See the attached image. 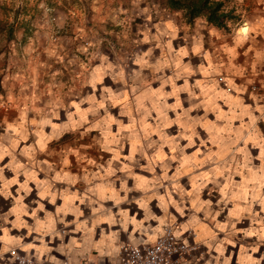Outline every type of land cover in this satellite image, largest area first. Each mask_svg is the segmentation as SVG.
<instances>
[{
    "label": "crops",
    "instance_id": "obj_1",
    "mask_svg": "<svg viewBox=\"0 0 264 264\" xmlns=\"http://www.w3.org/2000/svg\"><path fill=\"white\" fill-rule=\"evenodd\" d=\"M39 1L0 0V169H3L0 237L5 236L3 229H7V236L20 239L23 245H34L28 252L13 247L15 256L13 251L5 252L0 264H17V256L43 264H51L50 257L69 260L71 264H119V252L107 255L112 248L120 249L123 244H153L148 238L154 234V229L161 227L160 220L165 221L163 233L169 224L177 230L189 223L194 215L190 199L195 197L184 198L183 216L171 205L166 215L155 199L148 203V211L141 208L136 201L144 197L142 191H120L122 181L127 182L129 189H135L137 184L121 171L125 165L134 176L145 180L154 178L153 173L145 169L149 165L147 158L156 153V148H148V144L160 141L157 127L161 113L169 122L163 129L166 135L178 142L185 157H195L203 165L192 172L191 161L186 163L188 172L180 180L185 191L192 190L190 176L216 168L217 183L228 185V195L233 197V202L227 206L218 203L219 189L211 182L203 188L200 199L211 202L208 211L212 213L223 209L218 222H226L230 210L246 208L245 201L252 204L251 214L242 212L241 222L233 221L238 229L252 226V214H258V219L264 218V209L255 200L256 196L264 197V118L257 119L261 113L254 110L258 105L264 106V91L253 90L255 85L264 84V0H245L244 5H238L237 0H217L223 2L224 11L235 16L227 33L210 26L203 18L188 23L183 12L164 9V13L158 15L146 0H100L98 6L87 4L95 26L90 29L89 21L82 18V10L56 6L54 22L42 25V21L51 16L45 13L41 24L37 22L35 9ZM118 6H123L136 20L134 36L137 40L133 41L130 34L122 28L120 32L112 24L120 19L114 8ZM77 16H80L78 23L70 24L77 21L74 19ZM30 21L37 22L38 28H31ZM245 23L253 28L250 33L239 32ZM102 35L106 39H100ZM43 36L48 39L42 41ZM49 36L57 37V42ZM108 39L114 46L109 45ZM86 41L91 48L84 45ZM136 43L141 46L140 52H133ZM141 58L147 63H136ZM97 69L106 71L93 89L89 81ZM229 81L236 85L235 89L230 90ZM104 87L111 89L110 99L108 93L103 92ZM93 95L104 107L97 115L84 113L89 121L85 127L106 117L111 119L90 132L78 129L69 133L62 129L68 122V114L80 111L69 107L72 101L79 103ZM96 106L85 103L81 110ZM248 106H252L253 111ZM146 113L147 119L140 124ZM149 131L150 139L134 138L135 133L143 137ZM141 146L144 154L140 152ZM73 148L80 149L81 157L70 151ZM163 152L165 159L172 155L177 157L176 161H164L171 169L168 175L172 176L179 166L180 153L168 146ZM129 156L133 159L128 160ZM39 161H46L52 170L45 164L36 166ZM16 164L26 167L16 169ZM109 167L115 170V175L108 176ZM85 170L98 173L99 179L93 178L90 185L85 183L82 179ZM61 171L79 179L75 186L54 183L51 191L58 194L54 205L49 203L50 197L41 199L42 188L26 175L34 172L36 180L51 184ZM162 174L157 165L155 176ZM25 184L30 192L21 187ZM108 184L119 193V204L107 198L111 192L104 193L103 199L99 194L88 193L89 199L84 203L76 199L68 205L66 214L57 215L56 209L64 207L72 193L78 190L79 195H84L88 187H107ZM165 184L167 186V182ZM65 189L69 196L60 198L59 193ZM158 194L164 195L165 189L160 188ZM173 199L180 201L176 194ZM41 204L44 210L37 211ZM72 209H78L81 214L77 215ZM46 213L55 221L54 232L49 235L29 232L30 228H36V220L47 221ZM149 214L156 219L148 218ZM195 215L202 224H209L203 212ZM169 217L175 218L174 224ZM18 220L27 227L16 226ZM138 223L142 224L140 229L136 228ZM78 225H85V229H79ZM194 229L195 226L189 230L196 233ZM185 232L180 239H185ZM223 235L220 233L221 237ZM161 236L158 235L156 241ZM230 238L240 240L239 235ZM72 239L84 247L61 255L56 249L69 245ZM41 240L53 251L38 260L36 249L42 247ZM195 242L198 243L196 238ZM240 242L253 244L255 238ZM198 244L206 253L205 261L209 250L203 243ZM4 246L0 241V249ZM227 247L233 248L232 245ZM89 251L92 259H88ZM101 252L105 255L101 256ZM260 252L264 253V246ZM210 255L217 253L213 251ZM259 256L260 253H256L254 258Z\"/></svg>",
    "mask_w": 264,
    "mask_h": 264
},
{
    "label": "clouds",
    "instance_id": "obj_2",
    "mask_svg": "<svg viewBox=\"0 0 264 264\" xmlns=\"http://www.w3.org/2000/svg\"><path fill=\"white\" fill-rule=\"evenodd\" d=\"M238 5H244L245 0H237ZM40 8H46V5L44 3H41L39 5ZM46 11H52L51 8H46ZM147 11V9H145ZM230 23V22H229ZM253 30L252 27H250L249 23H245L243 27L239 29L240 33H250ZM49 39H51V36H49ZM147 39V37H145ZM87 51V49H85ZM105 60L107 57L104 58ZM136 63L138 64H146L147 61L143 60L142 58L137 60ZM111 68V65H108V69ZM103 71L97 69L93 75V79L89 81V84L93 89L96 88V85L98 81L103 76ZM123 76V73L121 72V77ZM229 84L232 86L230 90H233L236 88V85H232V82L229 81ZM242 91V89H240ZM103 92L108 93V98L110 99V96L112 95L111 89L109 87H104ZM253 99H256V97H253ZM89 103V104H95L97 105L94 108H89L87 110H81V105ZM243 106V104H242ZM70 108H76L80 109L78 112H71L68 114V122L62 126V129L70 132L76 131L78 129H83L84 132H90L93 128L100 125V123H105L106 120H110L111 117H106L104 121L97 122L96 124H93L91 127H85L86 124L89 123L88 120L84 118V113L88 112L92 115H97L100 108L104 107V103L100 102L97 103L95 96H90L87 100H81L79 103L72 101V103L69 105ZM164 107L168 108L170 106L164 105ZM173 107V106H171ZM198 107V105L196 106ZM251 111H253L252 106H248ZM255 111H259L261 113L259 118H264V106H257ZM147 113L144 116L143 119L139 121L140 124H143L144 119H147ZM161 115V123L157 127V132L160 136V141H153L148 144V148H156V153L150 158H147L149 160V165L145 169L146 171L153 173V179L152 180H145L140 176H134L132 170L125 165L124 168L121 169V171H124L130 178H133L137 181L136 188L135 189H129L127 187V182L122 181L121 183V189L120 191L129 192L133 190H139L142 191L145 195L142 199L136 201L141 208H143L145 211H148V203L155 199L159 201L158 207L167 215L168 214V208L169 205L174 207L177 212L180 213L181 216L184 215V208L182 205L184 204V198L185 197H195L194 199H190V203L192 205L191 210L193 211L194 215L192 216L191 220L187 224H183L180 226L179 229L175 230L173 232V235L176 238H179L181 235H183V232L188 231L189 229H193L195 226L196 231V239L198 243H203L207 249L209 250V258L204 261V264H213V261L215 264H261L262 261H264V253L260 252V249L262 246H264V218H257L258 214H252V226H250L247 229H238L236 226V223H233L235 220L237 223L241 222V214L242 212H249L251 214V208L252 204H247V207L241 210L240 208H234L230 210L229 212V218L226 222L220 223L217 220V217L220 216L223 209L216 213H212L208 211L212 204L210 201H202L200 199V194L206 185L211 182L212 184L216 185V188L219 189V195L221 197L220 201L218 203H222L225 206H227L228 203L233 202V197L228 195V185L224 184L223 186L219 185L217 183L218 179V170L216 168H212L208 172H200L198 175H192L190 176V183L192 185L191 191H185V188L181 185L180 180L185 175L186 172H188V167H186V163L188 161H191V169L192 172L197 171L199 168H201L203 165L200 164L195 157H185L183 155L184 149L179 147V144L177 141H172L168 135L164 132V127L167 123H169L164 117L163 113ZM74 117H79V119H74ZM83 133H81L82 135ZM150 131L148 135L146 136H139L138 133H135L134 138L138 141L141 139H150ZM172 147L177 150V152L180 153V159H179V166L177 167L175 173L172 176L168 175V172L171 170L169 164L164 163L166 159L176 161V156H167L165 159V154L163 152L164 147ZM81 148L84 147V145L80 146ZM70 151L75 154L78 157L80 156V149L79 148H73L70 149ZM141 154H144L143 146L140 147ZM135 153V152H134ZM160 157L158 160L157 157ZM128 160H132L133 157L129 156L127 157ZM67 163V161H65ZM40 164L47 165L46 161H39L37 162L36 166H40ZM111 165V161L109 162ZM159 165L162 169V175L159 177L155 176V167ZM49 170H52V167L47 165ZM25 165L16 164L15 168H24ZM3 169H0V180L3 179L2 175ZM26 175L28 176L29 180H35L36 184L42 188V191L39 193L41 199L43 200L45 197H50L49 203L55 204L57 200V193L51 191V188L54 187L55 182L60 183H69L72 186H75L78 182V177L75 175H72L69 172L61 171L57 172L56 175L53 177V183H49L48 181H40L36 180V173L34 172H27ZM115 175V170H113L111 167H109L108 176ZM91 177V179H90ZM99 179L98 173H88L87 170H85V175L82 177V179L87 184H91L92 179ZM15 181H12L11 183H14ZM167 182V186L165 184ZM198 182V183H197ZM8 182H6L7 185ZM26 191H31V189L27 188V184L22 185ZM164 188L165 194L159 195V189ZM111 192V195L107 198L114 199L117 204L121 202L119 198V193L116 191V189L113 187L112 184H108L107 187H101L100 185L96 187H88L86 189V192L84 195H79L78 190L75 193H72L70 196V200L65 204L64 207H58L56 209L57 215L60 213H67L69 210L68 205L72 202H74L76 199H79L81 203H84L85 200L89 199L88 193H91L93 195L99 194L100 197L103 199L105 198L104 193ZM150 193V195H149ZM173 194H176L180 197L179 203L173 199ZM60 198H64L66 196H69L68 190L65 189L64 191L59 193ZM126 199V197H125ZM241 200H243V197L241 196ZM255 200H258L261 208L264 209V197L256 196ZM19 203V201H18ZM44 205L41 204L40 207L37 209V211H43ZM77 215H80L78 209H72ZM15 211V210H14ZM204 213L205 220L209 221V224H202L201 221L197 218L195 213ZM27 214V213H25ZM122 215L127 216V213H122ZM47 221L41 222L40 220H36V228L35 229H29V232L32 231H41L44 235H49L52 232H54V228L52 225L55 223L53 217L51 214L46 213ZM36 217V213L33 212V218ZM150 219H156L155 216L149 214ZM171 219L172 224L175 223L174 217H169ZM63 222V221H61ZM131 223V221H129ZM161 227H158L154 229V234L149 236V241L155 243L158 235H163V226L165 224L164 220L159 221ZM18 227H27V225L23 221H17ZM142 227V224L138 223L136 224V228L140 229ZM168 227H171V224L168 225ZM79 229H85V225H78ZM5 236L0 237V241L4 242L3 249H0V259L3 258V254L5 252L13 251V247H21L25 252H28L31 250L34 245L28 244L23 245L22 241L20 239L7 236V229H3ZM220 233H223L224 235L221 237ZM57 235H59L57 233ZM115 235V234H114ZM240 236V240H251L252 238H255V242L253 244H244L241 243L240 240L231 239L230 237ZM185 245H187V241L185 240ZM11 245L12 247H10ZM41 248H37V259L39 260L43 255L46 253H50L53 251L52 248H49L47 245L44 244L43 240H41ZM228 245H232V250H229ZM65 247H67V253L65 252ZM84 245L80 242H78L75 239L71 240V243L67 246L61 245L58 250L61 255L71 254L72 252L79 250L83 248ZM98 247L97 245H94V248ZM111 247V245H109ZM120 249L118 248H112L111 252H108L107 255L111 256L112 252H119ZM217 253L215 256H211V252ZM256 253H260L259 258H254ZM79 254V253H77ZM101 256L105 255L104 252L100 253ZM13 256H15V252L13 251ZM91 252L88 253V259H92ZM51 264H64V261H60L57 257H50ZM23 264V262H22Z\"/></svg>",
    "mask_w": 264,
    "mask_h": 264
},
{
    "label": "built area",
    "instance_id": "obj_3",
    "mask_svg": "<svg viewBox=\"0 0 264 264\" xmlns=\"http://www.w3.org/2000/svg\"><path fill=\"white\" fill-rule=\"evenodd\" d=\"M128 23V22H126ZM130 28L128 27V34ZM55 39V36L53 37ZM110 46L114 43L108 42ZM86 47L91 48L90 42H85ZM136 47V46H134ZM139 49H134L137 52ZM254 91H264L262 86L255 85ZM176 227H166L164 234L153 244L134 246L123 244L119 251V264H203L206 253L202 247L195 242L196 233L193 230L185 232V239L176 238L173 232ZM185 240L187 245H185ZM43 264L24 256H17V264ZM64 264H71L66 260ZM87 264V263H82Z\"/></svg>",
    "mask_w": 264,
    "mask_h": 264
},
{
    "label": "rangeland",
    "instance_id": "obj_4",
    "mask_svg": "<svg viewBox=\"0 0 264 264\" xmlns=\"http://www.w3.org/2000/svg\"><path fill=\"white\" fill-rule=\"evenodd\" d=\"M54 1H55V3H54L55 5L54 4L52 5V3L50 2V0L49 1L48 0H40L39 1L38 6L41 3H44L46 5V8H51L52 11H46V8L36 7V9H35L36 10L35 11V15H37L38 18H39L37 20V22H40L41 19H44L46 17V14H49L51 17L48 16L45 19V21H42V25L44 23L47 24V23H50V22H54V19L55 18L53 16H54V13L56 11L55 10L56 6H57V8L58 7H60V8L66 7L68 10H69L70 7H72V8L77 7L78 8V11H80V10L83 11V13H82L83 17L82 18H84L85 21H87V22L89 21L88 28L89 29L91 27L93 28L94 25H93V23L90 20L91 19V16L90 15L92 14V11L89 10L90 7H88L87 4H91V5L93 4L95 6H98V4L100 3V0H95V2H92L93 0H82V2H79L78 0H54ZM146 1L151 3V6H152V8H154V12L156 11V14H158V15L160 14L161 15V14L164 13V9H166V8L163 6V0H146ZM59 2L60 3L62 2V3L60 4ZM118 7L119 8H116V7H114V8L116 9V14L119 15L120 19L118 21H116V22H112V24L113 25L115 24L114 25L115 28L116 27L119 28L118 30H120V32L123 29L126 33H128V27H129L130 28L129 34L132 37L131 39L133 41H135L136 38L134 36L135 35L134 34L135 33L134 32V30H135L134 24H135L136 20L134 19V17H132L127 12L126 9L123 8V6H118ZM114 8H112V9H114ZM70 11H71V9H70ZM167 11H169V10H167ZM154 17H155V15H154ZM75 18H77V21H73L70 24L78 23V20L80 19V16L74 17V19ZM30 22L32 24V25L31 24L29 25L31 28H34V27H37L38 28L37 22H34V21H30ZM126 22H128V23H126ZM40 24H41V22H40ZM224 32L225 33L230 32V28H229V31H224ZM53 37L51 39L54 41V43H56L57 42L56 41L57 40V37H55V39ZM45 38L48 39V37H44L43 36L42 37V41L45 40ZM100 39H106V37L104 35H102V36H100ZM109 40L110 39H108L107 41L112 43V41H109ZM87 42H89V41H87ZM134 45L136 46V47H134V49H136V50L139 49V51H137V52H140L141 46H137V45H139L138 43H136Z\"/></svg>",
    "mask_w": 264,
    "mask_h": 264
},
{
    "label": "trees",
    "instance_id": "obj_5",
    "mask_svg": "<svg viewBox=\"0 0 264 264\" xmlns=\"http://www.w3.org/2000/svg\"><path fill=\"white\" fill-rule=\"evenodd\" d=\"M163 6L170 12H183L188 23L203 18L222 31H229V22L235 20L232 12L224 11L223 2L217 0H163Z\"/></svg>",
    "mask_w": 264,
    "mask_h": 264
}]
</instances>
